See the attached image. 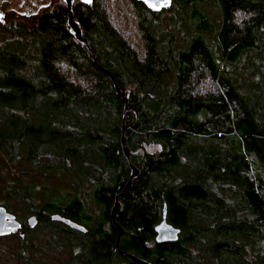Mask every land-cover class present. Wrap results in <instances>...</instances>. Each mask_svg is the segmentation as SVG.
Instances as JSON below:
<instances>
[{
	"label": "trees",
	"instance_id": "16d2710c",
	"mask_svg": "<svg viewBox=\"0 0 264 264\" xmlns=\"http://www.w3.org/2000/svg\"><path fill=\"white\" fill-rule=\"evenodd\" d=\"M131 2L139 49L100 0L71 4L88 48L65 3L0 22V206L23 216L0 240L13 264H264V0Z\"/></svg>",
	"mask_w": 264,
	"mask_h": 264
},
{
	"label": "rangeland",
	"instance_id": "374dc122",
	"mask_svg": "<svg viewBox=\"0 0 264 264\" xmlns=\"http://www.w3.org/2000/svg\"><path fill=\"white\" fill-rule=\"evenodd\" d=\"M100 1L109 23L121 30L123 35L128 39V42H130V45L139 49L141 44L135 29L136 14L131 0ZM60 4L64 5V2L62 0H0V14H2L0 15V22H22L28 27L35 24L37 18L43 12L52 10L56 5ZM207 10L210 14L215 12V9L212 6H207ZM166 16L167 15L165 14L162 18L164 19ZM236 18L239 20L241 16L237 15ZM62 69L69 77L73 76L71 71L68 72L64 67H62ZM204 77L201 78V81L195 84V89L199 92H204L212 88L211 82ZM17 215L20 218L15 217L17 221H20L18 219H22L23 216L19 212H17ZM12 241L13 239L11 236L2 237L0 240V262L4 264H13L11 256Z\"/></svg>",
	"mask_w": 264,
	"mask_h": 264
},
{
	"label": "water",
	"instance_id": "95a60500",
	"mask_svg": "<svg viewBox=\"0 0 264 264\" xmlns=\"http://www.w3.org/2000/svg\"><path fill=\"white\" fill-rule=\"evenodd\" d=\"M62 1L65 3L66 24L68 26L69 34H71L76 40L82 42L88 48L86 40L81 35L80 28L72 16L71 4H72L73 0H62ZM79 1L82 3L88 2V0H79ZM139 1L146 8H148L149 10L154 11V12H157L163 8L164 9L168 8V6L170 5V2H171V0H139ZM88 50H89L90 54L92 55L94 63H96L95 59H94L93 52L90 51V49H88ZM98 67L111 80L112 84L114 85L116 92L125 100L123 92L120 90V88L116 84V82H115L113 76L110 74V72L108 70L100 67V66H98ZM120 142H121V147H122L123 159L125 162V157L127 158V150H126V146H125L124 138H123L122 134H121ZM127 166H129V165H127ZM129 167L131 168L130 177L126 181L124 186L122 187L121 192L119 194H117L116 196H114V202H113V206L111 208L110 216H109L111 224L114 225V227L117 231L116 237L114 240V246L116 249H118L117 244H118L119 237L122 233V229L114 221L115 211H116V208L118 205L116 197L119 196L124 191V189L129 185L130 178L136 176V169L131 167V166H129ZM51 219L59 220L65 224H67L71 228L84 231V228L82 226H80V225H78V224H76V223H74V222H72L66 218H62L58 215L51 216ZM35 223H36V217L34 215L27 217L26 225L28 227H32ZM16 232L19 235L22 234V232L20 231L19 222L15 219L13 214L7 212L2 206H0V236H4V235H8L10 233H16ZM177 233H178V230L176 228L172 227L170 224L166 223L164 221V219H162L161 222L155 227L154 242L174 241L177 238ZM118 252H123V251L118 250ZM124 255H126L130 260H132L136 264H149L147 261L140 259V258H137V257H135L129 253H124Z\"/></svg>",
	"mask_w": 264,
	"mask_h": 264
},
{
	"label": "snow or ice",
	"instance_id": "6c2138e0",
	"mask_svg": "<svg viewBox=\"0 0 264 264\" xmlns=\"http://www.w3.org/2000/svg\"><path fill=\"white\" fill-rule=\"evenodd\" d=\"M0 15H2V14H0Z\"/></svg>",
	"mask_w": 264,
	"mask_h": 264
}]
</instances>
